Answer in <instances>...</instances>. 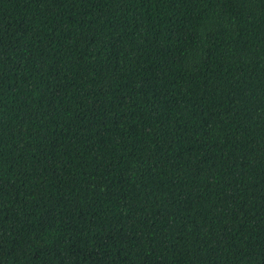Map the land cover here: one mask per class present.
I'll list each match as a JSON object with an SVG mask.
<instances>
[{"label":"trees","instance_id":"obj_1","mask_svg":"<svg viewBox=\"0 0 264 264\" xmlns=\"http://www.w3.org/2000/svg\"><path fill=\"white\" fill-rule=\"evenodd\" d=\"M0 264H264V0H0Z\"/></svg>","mask_w":264,"mask_h":264}]
</instances>
